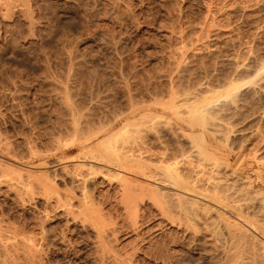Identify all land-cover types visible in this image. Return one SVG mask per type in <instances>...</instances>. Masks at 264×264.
<instances>
[{
  "label": "rangeland",
  "instance_id": "374dc122",
  "mask_svg": "<svg viewBox=\"0 0 264 264\" xmlns=\"http://www.w3.org/2000/svg\"><path fill=\"white\" fill-rule=\"evenodd\" d=\"M7 1H0V65L6 70L2 68V72L0 67V109L7 116L0 117V130L10 137L16 139L23 130L29 140L33 138L38 148L47 152L52 137L69 138L67 131L74 111L107 127L114 125L116 119L123 120L117 130L134 117L132 114L139 117L147 109H160L161 104L172 101V89L178 95L193 91L199 102L210 95L215 104L229 99L227 83L235 80L237 86L244 88L245 95L240 97L237 108H225L221 116L216 113L221 127H230L227 133L234 130L228 145L218 141L217 152L223 160L227 156L224 145L239 150L242 147L248 155L256 148L259 153L264 150L263 141L256 137L259 133L264 135V95L249 92L250 83L258 81L260 71H264V0H10L13 3L9 7L8 3L4 5ZM182 62L188 69L179 74L177 67ZM67 93L72 100V113L60 101ZM189 104L183 103L179 109L187 110ZM52 154L51 151L47 160H55L56 155L50 158ZM59 182L65 184L63 180ZM108 188L97 194L101 199L107 198L103 205L106 212L117 217L114 205L119 194L107 193ZM151 212L145 214L138 233L126 230L127 225L119 226L122 218L118 217V240L113 244L128 254L136 251L137 264H170L179 258L183 259L182 264H211L208 261L214 254L207 240L211 237L203 228L197 237L199 249L196 240H192V232L182 235L183 229L165 222L159 212ZM56 221L51 225H62L59 219ZM174 228L179 241L168 245L172 248L168 250L172 256L170 263H163L166 259L158 261L157 256L153 260L151 252L156 250L151 239L171 240ZM88 236L86 232L72 235L76 246L66 258L59 251H52L48 257L54 259L53 263L60 260L58 264H94L95 255L87 251L91 240ZM142 241L148 243L144 245ZM140 243L141 250H137ZM76 250L81 251L75 256ZM176 250L186 253L181 255Z\"/></svg>",
  "mask_w": 264,
  "mask_h": 264
},
{
  "label": "bare ground",
  "instance_id": "6f19581e",
  "mask_svg": "<svg viewBox=\"0 0 264 264\" xmlns=\"http://www.w3.org/2000/svg\"><path fill=\"white\" fill-rule=\"evenodd\" d=\"M12 3L9 0L4 5L9 7ZM177 68L179 74L186 73L188 69L183 62ZM260 72V79L256 76L259 80L250 83L249 92L255 96L258 92L264 95V71ZM227 85L229 99L215 104L210 95L199 102L193 91L178 95L172 89V101L161 104L160 109H147V113L139 117L132 114L133 120L128 117L131 120L117 130L123 120L116 119L114 125L107 127L78 111L73 112L72 100L67 93L60 97V101L66 111L73 112L67 131L69 138H54L53 134L47 152L40 150L33 138L29 140L23 130L17 131L16 139L0 130V264H58L60 260L53 263L54 259L48 255L59 251L66 258L76 246L72 235L83 232L91 237L87 251L95 255L94 264H137L135 250L128 254L113 244L118 240L115 232L120 221L116 219L121 217L119 226L127 225L130 228L126 230L135 232L145 214L153 213L152 210L159 212L160 218L173 227L183 229L182 235L192 232V240H196L199 249L201 244L197 237L203 228L211 237L207 239L213 251L211 254H214L208 261L211 264H264V150L259 153L260 149L256 148L257 151L252 150L255 153L248 155L241 150L242 147L239 150L226 146L234 130L231 128L228 134L226 131L230 127H221L216 121L217 114L222 115L225 108L236 107L240 97L245 95L244 88L237 86L235 80ZM5 95L9 98L8 94ZM188 102L187 110L179 109ZM2 111L0 109V117L6 113ZM251 134L253 137L256 135L255 132ZM259 134L256 137L264 143V135ZM218 141L227 142L224 145L227 156L223 160L217 152ZM51 151L54 155L50 158L56 155L52 161L47 160ZM73 152L77 154L72 156ZM59 180L65 182L64 187ZM65 180L69 183L66 184ZM107 187V193L119 194L114 205L117 206V217L106 212L103 205L107 198L101 199L97 194ZM57 219L62 225H51ZM158 225L162 227L163 224L160 225L159 221ZM171 231L174 235L171 240L158 236L160 240L153 242L151 239L154 243L151 246L156 250L151 255L157 256L158 261L166 259L162 260L163 263L172 258L168 252L169 248L172 249L168 247L169 243L179 241L178 230L174 228ZM141 240L146 239L141 237ZM173 244L170 243L171 246ZM139 246L142 244L132 249L138 250ZM184 250L177 253L182 255L186 253H181ZM80 251L72 253L76 256ZM214 256L219 259L215 260ZM180 259L169 263L182 264L184 261Z\"/></svg>",
  "mask_w": 264,
  "mask_h": 264
}]
</instances>
